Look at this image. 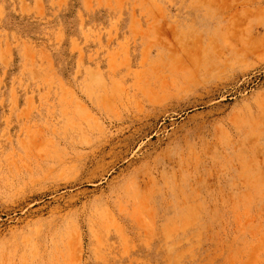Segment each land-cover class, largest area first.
<instances>
[{
	"label": "rangeland",
	"instance_id": "374dc122",
	"mask_svg": "<svg viewBox=\"0 0 264 264\" xmlns=\"http://www.w3.org/2000/svg\"><path fill=\"white\" fill-rule=\"evenodd\" d=\"M0 264H264V0H0Z\"/></svg>",
	"mask_w": 264,
	"mask_h": 264
}]
</instances>
